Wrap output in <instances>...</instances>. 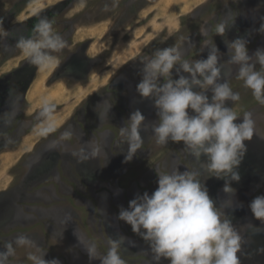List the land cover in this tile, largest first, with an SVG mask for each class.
<instances>
[{
    "label": "rangeland",
    "instance_id": "374dc122",
    "mask_svg": "<svg viewBox=\"0 0 264 264\" xmlns=\"http://www.w3.org/2000/svg\"><path fill=\"white\" fill-rule=\"evenodd\" d=\"M18 1L0 0V80L21 69L9 78L27 95L24 107L17 100L16 107L0 108V252L12 248L6 264H34L32 256H43L46 264H101L87 249L103 257L117 242L124 264H155L148 243L118 215L138 194L157 189V169L177 168L202 173L217 204L240 205L228 208L241 236L239 264H264V224L249 208L264 195V104L237 79L226 47L242 39L249 56L264 49V0H30L14 19L1 21ZM43 18L65 47L41 68L18 42L32 38ZM221 25L223 36L217 35ZM213 45L222 76L240 97L226 101L240 116L234 123H242L247 113L253 125L236 169L240 180L231 184L234 197L223 192V179L203 172L205 158L197 161L182 144L156 143L153 101L136 91L145 60L157 50L176 47L195 60L206 59ZM137 110L145 117L142 144L126 161L129 119ZM41 123L44 132L35 146H26L32 151L23 152L24 134ZM9 125L16 132L4 137ZM20 237L28 243L18 245Z\"/></svg>",
    "mask_w": 264,
    "mask_h": 264
},
{
    "label": "clouds",
    "instance_id": "9594fccd",
    "mask_svg": "<svg viewBox=\"0 0 264 264\" xmlns=\"http://www.w3.org/2000/svg\"><path fill=\"white\" fill-rule=\"evenodd\" d=\"M33 32L32 38H22L18 46L33 64L47 67L57 59L51 53L63 50L65 41L53 32L47 19H41ZM224 32L223 25L217 28V35ZM226 47L230 53L227 63L237 66V79L251 90L258 103L264 104V49L249 56L247 41L242 39L228 42ZM207 53L206 59L189 60L176 47L157 50L145 60L136 91L142 99L153 101L157 120L151 131L156 143L182 144L197 161L205 158L203 172L223 179V192L234 197L231 184L240 180L236 169L247 151L245 141L253 138V125L247 113L242 123H234L240 116L226 107V101H238L239 94L222 76L216 45ZM256 64L260 70H256ZM129 121L126 161H131L141 147L140 129L145 117L137 110ZM156 175L157 189L151 195L138 194L118 215L148 243L155 264L162 259L169 264H239L241 236L228 218V208L234 211L240 205L234 206L232 201H227V206L217 204L210 198L200 172L157 169ZM249 208L253 218L264 224V195L256 196ZM16 243L24 245L28 241L20 237ZM11 251L9 245L7 252H0V264H6ZM87 251L90 259H99L101 264H124L118 242L103 257H98L95 249ZM42 257L30 258L34 264H46Z\"/></svg>",
    "mask_w": 264,
    "mask_h": 264
},
{
    "label": "flooded vegetation",
    "instance_id": "af4514ba",
    "mask_svg": "<svg viewBox=\"0 0 264 264\" xmlns=\"http://www.w3.org/2000/svg\"><path fill=\"white\" fill-rule=\"evenodd\" d=\"M20 70L21 69H17L12 74L10 73L9 75H7L6 78H3L2 80H0V108H5V110H7V109H10L11 107L12 108L16 107L17 106V100L20 101L21 107H24L26 105L27 95L22 94V90H21L22 86L19 87V89L17 90L16 86L13 87V84H16L17 82H15L13 80L11 81L10 80L11 78H9V77H12L14 75V73H17ZM57 72L58 71H55L56 75H57ZM16 81H18V80H16ZM15 132H16V127L14 128V126L9 125L4 131V137H10L11 134L15 133ZM27 134H24V135H27ZM7 146L10 147L12 145H5L4 147L8 148ZM0 148H2L1 143H0Z\"/></svg>",
    "mask_w": 264,
    "mask_h": 264
},
{
    "label": "crops",
    "instance_id": "0c3cea01",
    "mask_svg": "<svg viewBox=\"0 0 264 264\" xmlns=\"http://www.w3.org/2000/svg\"><path fill=\"white\" fill-rule=\"evenodd\" d=\"M43 132H44V123H41V124L36 126V129L32 133L25 135L23 144L21 146V150L24 149V150H22L23 152L24 151L25 152L32 151V147H31V149H27L26 146L30 145L32 143H33V146H35V143L37 142V141L35 142V140H37L38 136L42 135ZM16 153H17V151H16ZM1 161H2V159H1Z\"/></svg>",
    "mask_w": 264,
    "mask_h": 264
},
{
    "label": "trees",
    "instance_id": "16d2710c",
    "mask_svg": "<svg viewBox=\"0 0 264 264\" xmlns=\"http://www.w3.org/2000/svg\"><path fill=\"white\" fill-rule=\"evenodd\" d=\"M30 0H20L18 2H16L10 9L9 13H8V16L4 17L1 19L4 20V19H7V20H11V19H14L17 15H19L22 11H23V8L29 3ZM10 56L8 57H5V58H9Z\"/></svg>",
    "mask_w": 264,
    "mask_h": 264
}]
</instances>
